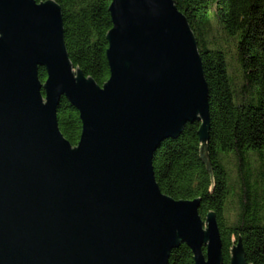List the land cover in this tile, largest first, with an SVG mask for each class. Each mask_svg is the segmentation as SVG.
Instances as JSON below:
<instances>
[{"label": "water", "instance_id": "95a60500", "mask_svg": "<svg viewBox=\"0 0 264 264\" xmlns=\"http://www.w3.org/2000/svg\"><path fill=\"white\" fill-rule=\"evenodd\" d=\"M110 3L97 86L69 62L58 5L0 0V264H169L180 244L193 264H222L214 214L203 221L198 199L165 196L153 174L186 124L209 138L194 35L173 0ZM62 99L80 119L74 147L58 129ZM230 264H246L240 244Z\"/></svg>", "mask_w": 264, "mask_h": 264}, {"label": "trees", "instance_id": "16d2710c", "mask_svg": "<svg viewBox=\"0 0 264 264\" xmlns=\"http://www.w3.org/2000/svg\"><path fill=\"white\" fill-rule=\"evenodd\" d=\"M48 0H36L46 2ZM61 8L65 50L73 69L103 86L109 78L111 0H52ZM194 34L209 91L208 140L186 124L153 156L159 190L176 201L199 200V217H216L222 264L240 244L246 264H264V0H173ZM39 80H46L42 67ZM58 129L73 147L78 113L65 99ZM203 253L204 249H203ZM169 264H193L184 244Z\"/></svg>", "mask_w": 264, "mask_h": 264}, {"label": "bare ground", "instance_id": "6f19581e", "mask_svg": "<svg viewBox=\"0 0 264 264\" xmlns=\"http://www.w3.org/2000/svg\"><path fill=\"white\" fill-rule=\"evenodd\" d=\"M175 6V5H174ZM188 26H189V24H188ZM191 30V29H190ZM192 32V31H191ZM194 35V34H193Z\"/></svg>", "mask_w": 264, "mask_h": 264}]
</instances>
